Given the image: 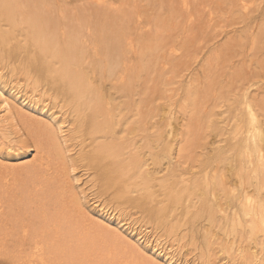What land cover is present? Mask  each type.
I'll return each mask as SVG.
<instances>
[{"label":"bare ground","instance_id":"1","mask_svg":"<svg viewBox=\"0 0 264 264\" xmlns=\"http://www.w3.org/2000/svg\"><path fill=\"white\" fill-rule=\"evenodd\" d=\"M263 3L0 0V108L5 113L0 155H19L22 141L26 153L32 148L34 153L22 164L0 161V264H154L158 258L176 263L158 245L148 246L147 253L141 235L125 249L127 239L115 220L90 214L85 197L69 191L76 166L89 172L90 182L107 192L109 201L161 221L166 234L185 222L183 216L193 223L204 217L205 241L214 238L208 248L225 244L223 252L236 254L242 263L264 264V244L257 243V252L242 240L252 234L264 242V86L260 79L245 87L248 81L234 71H245L247 64L233 70L234 63L219 56L225 45H208L227 18L250 21L251 8L263 14L251 34L264 37ZM224 13L223 23L215 16ZM193 64L198 68L185 76ZM261 68L251 74L262 77ZM5 74L14 77L11 85ZM14 88L15 98L28 108L42 110L40 104L48 101L44 113L54 120L49 110L58 108L57 123L67 122L68 137L39 116L17 112L7 95ZM28 90L32 96L26 101ZM202 98H212L217 113L204 108ZM224 98L228 102L219 109ZM176 106L185 119L174 116ZM198 112L208 115H192ZM199 120L227 144L221 152L223 145L215 144L212 158L218 164L209 163L198 179L187 176L195 170L182 167L186 159L192 163L193 153L182 158L184 140L200 135L193 125ZM65 151L73 154L64 160ZM60 174H69L66 184ZM228 207L234 208L231 216Z\"/></svg>","mask_w":264,"mask_h":264},{"label":"rangeland","instance_id":"2","mask_svg":"<svg viewBox=\"0 0 264 264\" xmlns=\"http://www.w3.org/2000/svg\"><path fill=\"white\" fill-rule=\"evenodd\" d=\"M256 3L257 1L254 3V5ZM251 10L252 12L249 15H247L250 18V21L248 22H246L245 20L244 21L243 20L231 21V19L227 18L225 22L226 25H221L219 28H217L218 36L213 41L209 42L208 44L211 47L217 43L219 44L223 43V45H225V48L220 50L219 56H221V59H225L227 64H230L233 62L234 63L233 70H237L241 68L242 63L247 64L245 71H241V73L239 71H234L235 76H239V75L243 76L246 82L248 81L245 87H247L248 85H251V86L256 85V81L260 79H261L260 83H263V86H264V73H262V77L260 78H255V76L251 74V73H255L254 71H257V70H254V67H257L259 70L262 69L261 68L262 66L264 68V37L263 35H261V33L258 35L256 34V36H254L255 38L251 34V32L255 33V31L257 30V25L260 23L259 21H260V18L263 17V14L259 10H253L252 8ZM217 15H220V14L217 13ZM215 17L224 23L225 18L227 16L224 13L223 16H215ZM244 18H246V16H244ZM248 27H250L251 29H249ZM246 34L248 36H246ZM226 37L228 38V41L224 42ZM201 42L202 43L205 42L203 38ZM203 48L207 49L205 47ZM196 67L198 68V66L193 64V67L191 66L187 71L184 72L186 74L185 76L188 77L191 73H193ZM5 71L6 69L4 70V73ZM224 74H225L224 76H228L226 73ZM13 78L14 77H10L7 74H5V79L10 85L11 83H13L12 81ZM222 78H224L223 75H222ZM240 82L241 81H236L235 84H238ZM182 83H184V81ZM147 89L148 90L146 91L147 93H149L150 88L147 87ZM225 89L226 88L224 87L222 88V90H225ZM13 90L11 92L7 91V95L10 101L12 102L13 107H16L15 109L17 110V112L19 111V113H21L22 111V113L26 114L27 116H29L31 113L36 118H38L39 116L38 119L39 120L41 119L42 121H44L43 123L45 125L47 126L49 125L53 127L55 132H59L60 135L68 137V133H69L68 127L69 126H67V122L65 121L63 123L61 122L59 123L60 125H62V127H64L63 129H61L59 127V124L57 123L59 121L58 117L61 116V112L59 111L58 108L52 107L50 109V106L46 107V109L49 108L50 109L49 112H51V114L57 118V120H54L50 115H48V113H44V111H46L45 105L49 103L48 101L46 103L40 104V107L42 108V110H36L33 107L28 108L25 104H23V102L21 103L20 100H17L15 98L16 90L15 88ZM227 90L228 89H226L225 91ZM26 92L27 93L23 98H25L26 101H28L29 97L32 96V92H29V90ZM262 94H264V92ZM219 95L220 94L217 93L218 97ZM220 99H222V97ZM202 102L204 103V108L208 109L210 113L211 112L217 113L216 110L212 108V104L214 103L212 98H202L200 103ZM227 102L228 100L224 98L222 101V105L219 106V109H224L225 107L224 105L227 104ZM171 104L179 105L180 103H175L173 101ZM19 106H22V108H24L25 110H20ZM173 113H174V116L178 117V121L185 119L184 117L185 114L182 113V111L178 110L177 106L174 107ZM2 114L5 115V113L2 112L0 108V117ZM192 115H208V114L198 112V114H192ZM63 120H66V118H64ZM204 120L196 121L193 124L194 126H199L198 134L200 135L204 134L205 135L203 136L204 139L201 138L200 135L194 134L191 137H189V139L184 140L186 148L183 150H186V154H184L182 158V160H184L186 156L188 157L189 155H192L193 153L192 159L193 158L194 159L192 163L189 162L188 159H186V161L184 160L185 162L183 163L182 167L183 169H187L190 171L195 170V175L191 172H188L189 174L187 176L188 177L195 176V178L198 177V179L204 177L205 175V171L203 170L204 168L209 169L212 167L209 163L213 162L214 164H218L212 158V156L214 157V152L216 151V150H213V148H215V144L219 143L220 144L219 146L223 145V148L219 150V152H221L225 148V145L227 144V142L220 141V139H217L214 137V135H216V130L214 128L205 129L203 127L202 123ZM62 139H59V141L61 142ZM22 143H23V147L19 145V148H18V152L21 155L20 154L16 155L15 153H13V155L9 154L7 156L0 155V161L7 162L9 160L8 163L10 164H22L24 160L26 161L29 158L30 159L33 158L34 157V153L32 150L33 148L31 149L29 153H26V150H27V147H25L26 143H24L23 141ZM22 143H19V144H22ZM65 147H66L65 145L62 146L63 149ZM6 151L11 152L12 150L7 148ZM224 153L228 154V152H224ZM67 154L71 156L73 154V151H69V152L65 151L64 153L62 152V156L64 155V160L67 158ZM174 157L179 158L177 153L174 154ZM66 164L68 163L66 162ZM69 167L71 168L70 165ZM233 168L234 167H232V169ZM225 169L228 172L226 167ZM232 169L229 172H231ZM71 171H72V174H71L72 176L70 178V181L72 184L68 182V180H66V177L70 173L64 176L60 174L59 179L64 181L65 184L68 182V185H70L72 189L69 190L68 187L67 189L71 193L73 191L75 193L80 192L79 195L81 197L82 196L85 197V198L83 197L85 199L83 207L87 209L86 211H88L90 214L96 215V216L97 215L100 216V214L104 215V217H101V216L100 217L105 221H107L106 220L107 217L109 218L112 217V219L115 220V226L119 230L122 231L123 235L127 239L125 240L126 243H124L125 249H131L129 245L133 242V240H135L134 236L141 235L143 236L142 245L144 246V249L147 251V253H148V246L158 245L159 249L162 250V252L168 253L171 257H173L174 261L176 262L175 264H244L241 262V260L238 259V256L236 254L233 253L232 255L231 254L227 255L228 254L227 252L226 253L223 252L224 250H222V248H226L224 247L225 244L217 243V244H213L210 248H208V245L206 243H209L210 241L213 242L212 240L214 238L209 234L212 238H210V240L207 242L205 241V238L207 237V236H204V233H205L204 226L207 224L206 218L201 217L200 222L193 223V221H191L189 218H184L183 216L182 220L185 222L181 223L179 225L180 227L176 231H174V233H172L171 235L166 234L164 231L165 229L164 224H161V221L153 220L149 218L148 216H144V214L137 212L135 209H132L131 207L126 208L125 205L122 208L118 207L117 206L118 204H113V202L109 201L107 199L108 193L107 192L104 193L100 189H97V186H94L93 183L90 182L89 172L85 168L76 166V168H74ZM230 178H232V181L236 179V177L234 176H231ZM80 187L82 188L81 190L82 192H84V194H81ZM235 205H239V203H235ZM224 210L231 216L234 208L228 207V208H224ZM224 210L219 211V212L223 215ZM220 213H216V214H220ZM162 222L167 224L164 221ZM230 226L231 225L229 223L225 227V231L227 233L229 231ZM246 233L249 234V232H246ZM232 236L234 237L235 235L232 234ZM242 240L245 241L243 242V245L246 248L252 249V250L254 249V251L257 250V252L260 250V247L257 246V243L264 244V242H262L260 237L256 235L252 236V234L250 235V237H248V235H243ZM243 252L246 255L250 256V254L246 253L245 250H243ZM251 258L256 260L255 256L251 255ZM151 261L154 264H165L164 262L165 260L164 259L161 260L160 258L156 260H151ZM251 264H258V262H253Z\"/></svg>","mask_w":264,"mask_h":264}]
</instances>
